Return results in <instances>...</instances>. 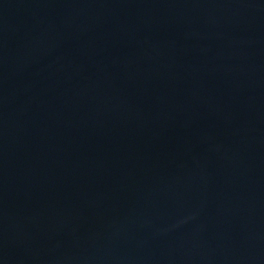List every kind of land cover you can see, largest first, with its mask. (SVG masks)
<instances>
[{
	"label": "water",
	"instance_id": "water-1",
	"mask_svg": "<svg viewBox=\"0 0 264 264\" xmlns=\"http://www.w3.org/2000/svg\"><path fill=\"white\" fill-rule=\"evenodd\" d=\"M0 264H264V0H0Z\"/></svg>",
	"mask_w": 264,
	"mask_h": 264
}]
</instances>
